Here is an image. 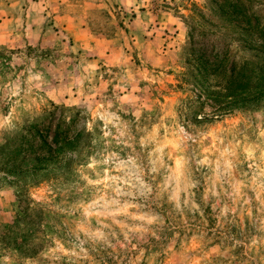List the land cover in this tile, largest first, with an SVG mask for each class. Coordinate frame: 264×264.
Returning <instances> with one entry per match:
<instances>
[{
    "label": "rangeland",
    "instance_id": "rangeland-1",
    "mask_svg": "<svg viewBox=\"0 0 264 264\" xmlns=\"http://www.w3.org/2000/svg\"><path fill=\"white\" fill-rule=\"evenodd\" d=\"M224 1L0 0V264H264V104L214 113L190 75L251 58ZM74 120L60 168H5Z\"/></svg>",
    "mask_w": 264,
    "mask_h": 264
},
{
    "label": "trees",
    "instance_id": "trees-1",
    "mask_svg": "<svg viewBox=\"0 0 264 264\" xmlns=\"http://www.w3.org/2000/svg\"><path fill=\"white\" fill-rule=\"evenodd\" d=\"M259 5L261 2L257 0H225L220 5L226 22L239 23L237 30L245 36L240 41L251 53L249 60L228 68L227 56L204 63L203 56L199 55L198 64L191 70L192 83L205 99L202 105L211 107L214 113L258 108L264 104V14ZM76 121L59 123L51 142H48L51 130L48 122L30 126L13 157L4 164L5 168L17 171L26 165L34 174L49 171L53 166L60 168L67 153H80L84 146L86 135L74 129Z\"/></svg>",
    "mask_w": 264,
    "mask_h": 264
}]
</instances>
